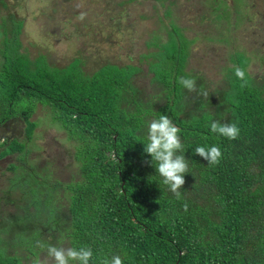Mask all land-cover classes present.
Here are the masks:
<instances>
[{
    "label": "trees",
    "instance_id": "trees-1",
    "mask_svg": "<svg viewBox=\"0 0 264 264\" xmlns=\"http://www.w3.org/2000/svg\"><path fill=\"white\" fill-rule=\"evenodd\" d=\"M68 21L62 16L57 25ZM23 24L0 13V122L19 117L25 134L5 139L0 150V158L20 154L19 163L6 164L13 176L2 201L15 210L0 215V264H32L37 258L24 260L44 248L37 242L90 247V264L113 255L123 264H264V77L248 73L242 50L229 53L231 65L222 66L216 87L186 69L184 36L166 29L162 38L156 31L148 43L153 50L143 56L159 92L145 95L134 83L135 65L107 63L87 73L74 59L56 66L43 53L31 56L20 39ZM235 66L246 73L244 87ZM179 77L194 79L196 91L180 85ZM37 103L52 108L54 119L80 140L75 155L81 175L60 191L46 169L36 180L21 153L34 136L37 122L30 115ZM162 114L180 129L178 154L188 163L180 198L144 152L148 123ZM213 120L235 123L239 136L213 133ZM213 145L222 153L216 165L194 153ZM27 174L36 187L24 185ZM22 248L30 254L23 257Z\"/></svg>",
    "mask_w": 264,
    "mask_h": 264
},
{
    "label": "rangeland",
    "instance_id": "rangeland-1",
    "mask_svg": "<svg viewBox=\"0 0 264 264\" xmlns=\"http://www.w3.org/2000/svg\"><path fill=\"white\" fill-rule=\"evenodd\" d=\"M61 1L2 0L0 3L2 15L12 13L24 21L20 34L24 48L31 56L45 54L53 65L64 66L74 59L73 63L79 62L85 72L92 73L107 63L132 64L137 67L132 75L135 85L145 95L159 92V86L150 81L153 73L149 59L143 54L153 50L148 43L152 37H158L156 31L165 38L166 31L174 29L186 38L184 42L189 50L186 69L205 81L210 80L213 86L220 87L222 66L231 65L229 53L233 49L246 54L247 71L255 80L264 77V0H66L65 7H60ZM82 14L87 24H82ZM62 16L69 19V25L60 28L57 24ZM194 37L192 43L188 41ZM53 116L52 108L36 104L30 119L37 124L24 154L27 167L34 168L31 172L37 171L36 180H39L38 171L43 173L46 169L51 179L68 181L75 175L72 170L79 162L75 153L80 140L75 135L77 132L62 127ZM10 126L12 129L2 131L0 136L13 133L18 138L24 137L21 120ZM6 146L3 142L0 150ZM19 155L13 152L0 158V215L15 210V205L2 201V197L13 176L6 164L19 163ZM27 177L24 185L30 183L36 187L28 174ZM65 245L68 246V241ZM20 252L23 257L30 254L24 249ZM33 255L24 262L45 259L46 247Z\"/></svg>",
    "mask_w": 264,
    "mask_h": 264
},
{
    "label": "clouds",
    "instance_id": "clouds-1",
    "mask_svg": "<svg viewBox=\"0 0 264 264\" xmlns=\"http://www.w3.org/2000/svg\"><path fill=\"white\" fill-rule=\"evenodd\" d=\"M80 18L83 19V14ZM234 74L243 82L241 87L247 85L246 73L241 67L235 66ZM178 83L189 92L196 91V81L194 79L179 77ZM201 94L208 96L207 92ZM21 121L23 122L22 119ZM210 130L228 139H236L240 134V129L235 123H221L216 120L210 123ZM179 132L180 129L169 116L162 114L158 119H153L148 123L147 143H143L144 152L151 156V163L155 162L156 171L162 177L163 184L167 185L177 198H180L181 193L179 190L185 184L184 174L189 172L187 159L184 154H178L183 149ZM3 142L5 141L3 140ZM24 152L26 151H22L21 153L24 154ZM194 153L198 154L210 165L218 164L222 156L220 148L215 145L210 147L198 146L195 148ZM23 157L26 158L25 154ZM72 171L75 175L68 181H59L54 178L59 191L62 184L73 181L75 177L81 175L77 169V165ZM186 209L187 205H185ZM37 247L43 248L45 246L37 242ZM92 256L93 252L90 247L81 246L77 249L74 247H57L49 244L46 246V258L36 259L32 264H71L73 261L77 262V264H90ZM29 263L31 262L29 261ZM101 264H123V261L120 255H113L111 258L105 257L101 261Z\"/></svg>",
    "mask_w": 264,
    "mask_h": 264
},
{
    "label": "flooded vegetation",
    "instance_id": "flooded-vegetation-1",
    "mask_svg": "<svg viewBox=\"0 0 264 264\" xmlns=\"http://www.w3.org/2000/svg\"><path fill=\"white\" fill-rule=\"evenodd\" d=\"M17 119L21 120L20 118L15 117L13 119H9L7 121L0 122V132L6 131L8 129H12V127L10 125L13 124V122H15ZM15 137H17V136H14L13 133H11V134L7 133V134L2 135L1 139L5 140V139H11V138H15Z\"/></svg>",
    "mask_w": 264,
    "mask_h": 264
}]
</instances>
